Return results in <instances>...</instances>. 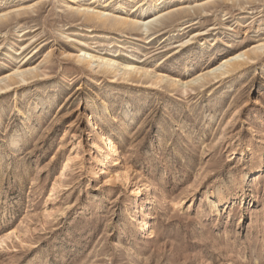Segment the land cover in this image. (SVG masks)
<instances>
[{
    "label": "rangeland",
    "instance_id": "obj_1",
    "mask_svg": "<svg viewBox=\"0 0 264 264\" xmlns=\"http://www.w3.org/2000/svg\"><path fill=\"white\" fill-rule=\"evenodd\" d=\"M78 5L157 22L115 28ZM3 14L0 264H264V0H9Z\"/></svg>",
    "mask_w": 264,
    "mask_h": 264
},
{
    "label": "bare ground",
    "instance_id": "obj_2",
    "mask_svg": "<svg viewBox=\"0 0 264 264\" xmlns=\"http://www.w3.org/2000/svg\"><path fill=\"white\" fill-rule=\"evenodd\" d=\"M7 1H9V0H0V4H2V3H6ZM153 6H158V4H154ZM83 7V6H82ZM82 7H79V5H78V7L76 8L75 7V10L78 12V13H81V14H84V15H86V17H89V18H91V19H96L97 21H101L103 24H106V23H109V24H111V26L112 27H115V28H117V27H119V26H122V27H124V28H127V27H130L132 30L133 29H135V28H137L138 26V28H141V27H144L145 29L144 30H148L149 28H151V27H149V26H151L152 25V23L154 22H157V20L156 19H152V20H149V21H147V22H144V23H142L141 25L139 24L140 22H142V20H136V19H131V18H128V17H123V16H112L110 13H107V12H104V11H97V10H94L93 8H87V7H84V8H82ZM72 13H74V12H72ZM175 15V14H174ZM83 16V15H82ZM145 16V15H144ZM168 16V15H167ZM6 17V15H0V20L1 19H3V18H5ZM165 17V16H164ZM170 17H171V13H170ZM169 17V18H170ZM167 18V17H166ZM165 18V19H166ZM162 19V18H161ZM168 19V18H167ZM166 19V20H167ZM129 28V29H130ZM249 54V53H248ZM248 54L247 53H242V54H235V55H233V56H230L229 58H227L226 60H224L223 62H222V64H220L218 67H215V69L214 70H218V69H220V68H222V67H225V69L223 70V71H220V73H219V75H223V74H230V73H232L233 71H235L236 69H238L239 67H241V66H244L245 65V63H246V61H242V60H240V58H242V57H244V56H246V58L247 59H249V58H251V57H249L248 56ZM87 56H88V60H86V62H87V65H89L90 63H91V60L93 61L95 58H96V56H94L93 54H90V53H87ZM98 58V57H97ZM84 59V58H83ZM97 60H99L100 61V64L102 65V72L103 73H106V72H109V71H111L112 73H115L116 74V70L118 69H114L113 70V65L116 63V61H114L113 59H111V58H101V57H99ZM126 66H128V65H126ZM125 70V69H124ZM133 70H135V67L133 68ZM222 70V69H221ZM101 71V70H100ZM99 71V72H100ZM101 72V73H102ZM211 72H213V70L211 71ZM31 73V72H30ZM110 73V72H109ZM125 74H127V72H124ZM27 74H29V73H27ZM115 74H114V76H115ZM124 74V75H125ZM37 76H38V74H36ZM27 76V75H26ZM10 78L12 79V76H10V77H8V80H10ZM13 78H15V77H13ZM34 78V77H33ZM157 78H159V77H157ZM14 80H16V79H14ZM22 80H25L24 79V76L22 77ZM18 81V80H17ZM26 81V80H25ZM194 81V80H193ZM192 81V82H193ZM191 82V83H192ZM11 83H13V81L11 82L10 81V84ZM14 84H16V83H14ZM11 86V85H10ZM202 86V85H201ZM6 87H9V85H5V88ZM2 88H0V90H1ZM4 89V88H3ZM2 89V90H3ZM103 113L105 114V113H110V111L108 110V107H105L104 108V111H103ZM89 123H91L92 124V122H89ZM97 141H99V142H102L103 144V146H104V156H103V162H105V163H108V159L110 158V156H109V152L111 153L114 149H115V143H114V141L113 140H111L110 139V137L108 136V134H107V132L105 131V130H102V131H98L97 132ZM99 144V143H98ZM103 152V151H102ZM114 152V151H113ZM112 152V153H113ZM93 158H92V161H95V162H97L96 161V159L97 158H95V156H92ZM102 165L103 164H101L100 162L98 163L97 162V167H96V169H98V172L99 171H101L102 170ZM100 169V170H99ZM117 173V172H116ZM115 175H117V174H115ZM115 175H111V176H115ZM142 196V191H141V189L139 188V187H137L136 188V194H135V197H141ZM145 227H143V229H144Z\"/></svg>",
    "mask_w": 264,
    "mask_h": 264
}]
</instances>
